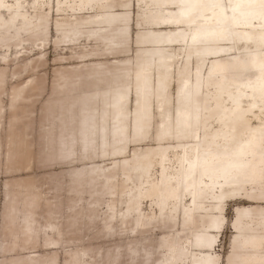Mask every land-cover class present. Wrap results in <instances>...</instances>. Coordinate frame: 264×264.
<instances>
[{
	"label": "bare ground",
	"instance_id": "6f19581e",
	"mask_svg": "<svg viewBox=\"0 0 264 264\" xmlns=\"http://www.w3.org/2000/svg\"><path fill=\"white\" fill-rule=\"evenodd\" d=\"M135 1L140 12L145 6L153 10L140 13L136 61L119 62L108 73L91 70L89 76L105 80L94 83L91 91L81 87L80 73L62 77L60 87H75L71 90L75 102L63 114L66 122L60 134L65 141H61L68 153L78 145L92 154L90 158L126 157L130 145L148 138L156 104L163 116L157 146L135 149L132 158L112 164L114 170H122L119 192L126 197V206L121 210L119 200L109 201L111 220L122 217L121 226L133 229L144 222L142 199L154 198L159 218L169 214L172 228L178 214L182 227H194L188 241L176 235L163 239L165 263L218 264L215 249L226 224L225 204L245 201L248 204L235 206L229 224L233 235L226 264H264V0H73L66 4L70 9L59 6L58 11L95 8L96 13L83 22L84 28L77 18L60 24L61 41L74 43L87 34L85 39H102L107 51H117L129 40L130 6ZM20 8L19 1L14 5L0 0V37L19 31L39 34L48 28L46 12L31 16ZM167 8L173 10L166 12ZM3 10L7 18L1 15ZM173 46L182 47L183 65L171 116L164 106L169 102L168 82L178 57L168 49ZM230 54H235L229 56L230 62L221 61V56ZM193 58L197 61L194 68ZM22 89L12 98L19 97ZM157 166L158 175L153 169ZM100 169H94L91 179L102 176ZM116 171L104 176L107 182L116 181ZM117 188L113 183L107 193L113 195ZM13 211L11 207V222L15 221ZM23 211L29 239L36 221L30 210L23 207ZM132 215L133 222L129 220ZM86 255L85 250L75 253L71 264H87ZM28 258L31 264L34 259Z\"/></svg>",
	"mask_w": 264,
	"mask_h": 264
},
{
	"label": "rangeland",
	"instance_id": "374dc122",
	"mask_svg": "<svg viewBox=\"0 0 264 264\" xmlns=\"http://www.w3.org/2000/svg\"><path fill=\"white\" fill-rule=\"evenodd\" d=\"M18 1L21 3L20 10L27 15L46 12L48 28L39 34L19 31L21 33L13 32L7 38L0 37V264H28V256L34 259L31 264H71L75 253L82 250L87 254V264H166L162 258L165 252L161 246L163 239L176 235L185 242L192 238L194 227H182L181 214L176 216L177 225L172 228L173 219L169 214L159 218L154 198L147 197L142 199L140 205L145 214L144 222L131 229V225L121 226L122 217L117 216L111 220L112 211L107 207L109 201L117 199L118 209L125 210L126 197L119 192L124 180L122 170L120 167L117 171L114 170L113 162L132 158L135 149L157 146L156 135L163 120L160 108L153 105V120L148 138L139 144L130 145L126 157L90 158L92 154L78 145L68 153L67 145L61 141H65V137L60 134L66 122L63 114L75 102V96L71 92L75 87H60L62 77L80 73L81 87L91 91L94 83L105 81H100V77L94 79L89 76L91 70L108 73L119 62L134 63L138 49L137 35L141 29L137 25L140 13H150L153 10H148L145 6L140 12L136 1L134 5L132 2V27L128 42L117 51H107L102 39L95 42L85 39L87 34H84L79 41L68 43L61 41L62 35L58 32L60 24L75 18L82 21L80 27H86L87 24L83 22L96 13L95 8L90 11H58L59 6L70 9L66 4L73 0H6L14 5ZM171 10L173 9L167 8L166 12ZM1 15L8 17L4 10ZM126 48V51L121 52ZM168 49L178 55L168 82L169 102L164 106L173 116L183 58L182 47L173 46ZM229 56L235 54L221 56L220 59L230 62ZM196 63V58H193L191 66L194 68ZM98 64L102 66L93 70V66ZM22 87V93L13 99L14 92ZM134 103L132 97L129 105L132 107ZM243 104L246 106L247 102ZM252 119L257 121L255 117ZM212 124L217 127L216 122ZM168 143L174 144L172 141H164L165 145ZM96 167L101 168L98 172L102 176L91 179ZM153 169L158 175L160 167ZM115 171L119 174L116 181L107 182L104 176ZM113 183L119 188L112 195L107 192ZM246 204L248 203L245 201L225 204L226 224L218 235V246L215 249V253L219 255L218 264H226L231 249L233 231L229 224L234 216V208ZM22 205L31 211V217L36 221L32 232L28 233L31 235L29 239L23 228ZM11 207H14L13 222L10 221ZM134 216L129 218L131 222L135 220ZM108 223H111L110 226ZM51 225L56 228L51 229ZM56 229L60 234L56 233ZM50 240L58 241L59 245H47ZM186 263L188 261L182 264Z\"/></svg>",
	"mask_w": 264,
	"mask_h": 264
}]
</instances>
